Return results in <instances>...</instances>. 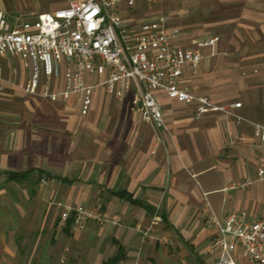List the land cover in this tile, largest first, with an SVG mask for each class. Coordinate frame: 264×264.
Instances as JSON below:
<instances>
[{
	"label": "crops",
	"instance_id": "obj_1",
	"mask_svg": "<svg viewBox=\"0 0 264 264\" xmlns=\"http://www.w3.org/2000/svg\"><path fill=\"white\" fill-rule=\"evenodd\" d=\"M70 1L0 0V10L25 17L66 7ZM119 9L136 22L168 16L170 24L181 29L176 43L184 48L218 36L214 46L204 48L206 57L196 69H184L182 85L219 106L241 102L232 110L246 120L222 111L196 117L191 106L159 91L165 128L155 130L136 111L133 92L119 101L104 88L83 116L77 95L52 101L28 94L23 87L31 78L30 68L20 58L3 57L4 182L41 186L39 195L52 209L44 214L56 217L52 244L55 234L58 240H64L63 235L74 239L78 231L68 227L55 203L93 208V202L102 199L107 215L127 224L99 229V237L107 240L110 234L112 249L89 243L75 248L58 240L45 248L37 241L22 264L65 263L77 250L82 251L80 262L72 264H93L96 252L104 264L119 245L124 254L118 264H216L220 250L213 246L216 234L207 217L215 213L223 220L230 212L264 216V180H257L264 167V141L255 135L253 124L264 125V0H135L132 6L122 0ZM61 88L59 80L54 90ZM26 171H33L30 178L7 180L8 172ZM249 178L255 181L247 188H229ZM42 180L49 181L47 188ZM145 235L155 238L142 245ZM4 251L14 260L20 248L11 245Z\"/></svg>",
	"mask_w": 264,
	"mask_h": 264
},
{
	"label": "built area",
	"instance_id": "obj_2",
	"mask_svg": "<svg viewBox=\"0 0 264 264\" xmlns=\"http://www.w3.org/2000/svg\"><path fill=\"white\" fill-rule=\"evenodd\" d=\"M121 1L71 0L66 7L25 17H10L0 10V57L20 58L30 68L31 78L23 87L28 94L52 101L77 95L83 116L89 114L97 91L104 88L119 101L133 92L136 111L155 130L165 128L159 91L191 106L196 117L222 111L238 121L246 120L232 110L241 102L219 106L182 85L184 69H196L206 57L204 48L214 46L218 36L181 47L176 41L182 31L170 24L168 16L136 22L121 13ZM125 1L129 6L135 3ZM3 67L0 60V72ZM59 80L62 88L55 91ZM253 124L255 135L264 141V125ZM257 180H264V167L259 168ZM254 181L245 179L229 188H247ZM72 215L76 227L92 217L115 226L120 222L118 216L103 217L84 205L66 207L62 219ZM208 224L216 234L213 246L220 250L216 264H239V259L264 264V216L248 218L243 212H230L222 220L212 213Z\"/></svg>",
	"mask_w": 264,
	"mask_h": 264
},
{
	"label": "rangeland",
	"instance_id": "obj_3",
	"mask_svg": "<svg viewBox=\"0 0 264 264\" xmlns=\"http://www.w3.org/2000/svg\"><path fill=\"white\" fill-rule=\"evenodd\" d=\"M0 60H5L0 57ZM16 65L21 67L18 63V60H13ZM255 73V72H254ZM62 78V77H61ZM60 78V79H61ZM5 175L0 176V264H22V259L26 257L29 253L30 246L34 242L39 243V247L43 246L47 248L50 244H52V231L53 228L56 227L54 225L56 221L51 218V216H46L44 214L46 211L50 210L49 203L44 197H41L39 192L41 191V186H37V184L33 183H5ZM44 188L49 186L48 180H42L41 183ZM3 186V187H2ZM53 202V200H51ZM58 205L60 211V217L62 218V213L66 209V207L76 208L77 204L73 205H63L61 203H55ZM99 204L101 206L99 207ZM209 207V204H207ZM55 206V205H54ZM95 210L98 215L103 216L107 214V208L105 207V203L102 199H96L93 202V208H89ZM52 210V209H51ZM50 210V211H51ZM210 213V211H209ZM110 214H108L109 216ZM112 215V214H111ZM110 215V216H111ZM115 215V214H114ZM208 220V217L207 219ZM59 223V221H57ZM58 223L56 224L57 226ZM123 225H126L122 219L119 222ZM106 225H112L109 221H102L97 218H89L85 220L81 227H74V231H77L76 237L74 239H70L67 236L63 235L64 240H58L57 234H55L57 240L61 242L63 246L69 244L73 245L75 248L78 246H82L84 244L89 243L91 246L99 248L101 245H108L110 249L114 248L112 242L110 241V234L108 235V239H105V236L102 237L97 236L99 229L105 227ZM143 228L145 226H142ZM142 232V231H141ZM152 232V230L150 231ZM161 231L157 233L155 230L156 236L161 237ZM61 233H59L60 235ZM144 235V234H143ZM149 236V235H148ZM145 235L144 239L140 240L142 245H145L149 239L155 237H148ZM101 238V239H100ZM153 240V239H151ZM54 242L52 245H55ZM160 240H158V243ZM11 245L20 248V253L18 259H14L5 253V249ZM99 245V247H98ZM33 247V246H32ZM4 252H3V251ZM40 251V250H39ZM37 251V253L39 252ZM78 252L69 254L67 256L70 257V260L65 263L59 264H72L74 262H80L81 259V250H77ZM110 251H106L108 254ZM60 254V253H59ZM97 252L95 256L91 258V262L93 264H100V260L102 257L97 256ZM105 254V253H104ZM71 255V256H70ZM21 256V257H20ZM192 261V260H191ZM242 264H250L247 261L242 260Z\"/></svg>",
	"mask_w": 264,
	"mask_h": 264
},
{
	"label": "trees",
	"instance_id": "obj_4",
	"mask_svg": "<svg viewBox=\"0 0 264 264\" xmlns=\"http://www.w3.org/2000/svg\"><path fill=\"white\" fill-rule=\"evenodd\" d=\"M33 171H26V172H8L7 174V180L9 181H21L26 178H30V175L32 174ZM124 197H128L131 199V195L128 194L127 192L124 193ZM139 204H143L146 208H149V205H146L145 203L137 200H133ZM75 217L74 215L70 216L66 220V224L68 227H71L74 224ZM123 254H124V249L121 245H119V250L116 255L113 257L109 258L107 261L104 262V264H118L121 259H123Z\"/></svg>",
	"mask_w": 264,
	"mask_h": 264
}]
</instances>
